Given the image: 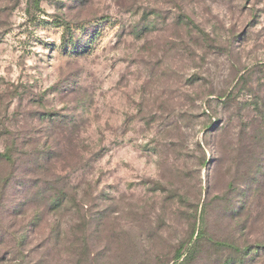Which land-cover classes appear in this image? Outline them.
Returning a JSON list of instances; mask_svg holds the SVG:
<instances>
[{
	"label": "rangeland",
	"instance_id": "374dc122",
	"mask_svg": "<svg viewBox=\"0 0 264 264\" xmlns=\"http://www.w3.org/2000/svg\"><path fill=\"white\" fill-rule=\"evenodd\" d=\"M35 1L0 0V264H264V0Z\"/></svg>",
	"mask_w": 264,
	"mask_h": 264
},
{
	"label": "trees",
	"instance_id": "16d2710c",
	"mask_svg": "<svg viewBox=\"0 0 264 264\" xmlns=\"http://www.w3.org/2000/svg\"><path fill=\"white\" fill-rule=\"evenodd\" d=\"M34 2H36V1L34 0ZM5 159H8L7 152L0 153V160H5ZM195 246H196V243H193L187 248V250L185 252V256H184V258L186 260H188L190 258V256L193 254Z\"/></svg>",
	"mask_w": 264,
	"mask_h": 264
}]
</instances>
